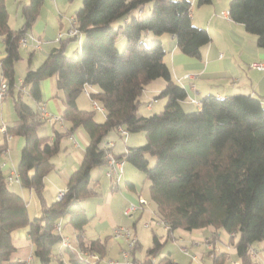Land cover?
<instances>
[{"label": "trees", "instance_id": "16d2710c", "mask_svg": "<svg viewBox=\"0 0 264 264\" xmlns=\"http://www.w3.org/2000/svg\"><path fill=\"white\" fill-rule=\"evenodd\" d=\"M42 2L19 1L23 22L14 29L8 24L6 1L0 0V38L5 52L0 65L15 112L6 132L24 138L18 181L33 189L40 204V214L30 219L24 199L7 186L0 168V264H21L12 259L11 232L23 226H28L38 263L50 264L52 249L62 240L54 224L64 217L75 230L79 248L94 251L99 260L106 255L109 235L88 241L83 238L89 216L81 201L99 194L92 170L105 166L108 154L143 171L157 215L167 225L163 240L152 232L141 264H180L167 256L154 261V256L174 229L208 226L227 232L239 264H257L248 252L255 242L264 246V95L207 94L198 109L185 111L181 107L187 93L173 80L163 60L165 49L159 36L174 35L182 53L200 57V48L210 41V35L192 22L190 1L82 0L74 16L81 36L79 50L73 55L66 53L69 42L80 36L60 37L45 58L36 67H27L18 81L19 40L29 33ZM228 16L243 23L264 48V0H230ZM147 32L154 36L151 44L144 39ZM119 35L126 39L121 51L115 45ZM52 75L62 91L61 118L68 127L53 130L50 137L38 134V129L44 120L39 109L40 83ZM155 78L165 81L156 96L166 101L160 111L144 114L140 112V95ZM87 85L98 89L90 92V97L103 108V121L95 119L94 109L76 104L77 95ZM78 127L84 128L89 138L83 157L61 198L48 203L44 176L53 168L51 157L60 150L62 138ZM119 128L126 134L144 132L145 142L120 153L111 152L112 146L105 145L104 139L112 130L120 133ZM4 148L0 145V154ZM138 246L137 241L132 255ZM64 253L68 264H89L67 247ZM226 258L225 252L212 254L211 264H223ZM98 261L94 264H100ZM63 262L57 256V264Z\"/></svg>", "mask_w": 264, "mask_h": 264}, {"label": "crops", "instance_id": "0c3cea01", "mask_svg": "<svg viewBox=\"0 0 264 264\" xmlns=\"http://www.w3.org/2000/svg\"><path fill=\"white\" fill-rule=\"evenodd\" d=\"M19 1L22 2V0ZM203 8L196 7L195 9L190 6L192 22L197 26L205 28L210 35V41L200 48L201 55L199 58L182 53L177 47L174 35L163 33L159 36L165 49L163 60L168 65L173 80L183 86L187 93L186 97L180 101L181 107L185 111L196 110L199 108L200 99L207 94L217 96L236 93L251 94L254 96L264 95V69H257L250 66L252 62H263L264 64V48L257 45L255 35L246 31L243 23L236 22L228 16V6L221 9L219 14L214 13V7L213 10L209 11ZM47 22V8L41 7L37 19L29 31V34L39 39L40 47H35L32 40H28L27 45L23 46L26 48L27 54L25 64L23 65L24 67H19L18 69L17 62L15 64L18 80L23 78L27 67H36L45 58L49 50L57 44V35L61 31L58 29L56 34L48 33L49 27ZM9 26L13 28L10 24ZM145 37L146 41H150L154 36L151 32H147ZM4 55L3 43L0 38V59ZM29 55L30 59L28 58ZM20 60L22 59L20 58ZM1 75L2 70L0 65V78ZM164 84V79L155 78L145 85L142 92L146 94L147 99L153 98L154 101L156 99L161 100L162 98H158L156 95L163 88ZM84 89L88 93L83 90L77 95V106L82 109H95L90 92L98 91L97 87L87 85ZM40 90V103L43 104L45 112L51 117H58V119L52 118L49 120L48 118H43V124L39 127L38 134L51 137L53 130L57 129L62 131L68 127V123L61 118L63 110L62 91L57 87V81L54 75L41 81ZM82 93L87 95L91 102L90 105L85 104L84 99L81 97ZM162 103L164 106L165 102L162 101ZM153 107L154 104L152 101L148 100L145 105V110L152 111L154 109ZM98 111L103 112L104 117V110ZM14 118L15 112L11 95L6 94L3 98H0V145H5L4 150L0 154V168L6 176H15L17 174L20 151L24 143V138L21 135L6 132V127L12 124ZM102 119H98L97 121H102ZM115 132L120 138L122 137L118 131ZM142 138H145V136L143 135L142 137L139 133L137 135L128 133L124 136L123 151L128 146L139 144ZM88 141V135L82 127L76 128L69 135L62 138L60 150L51 157L53 168L44 176V196L48 203L56 200L58 192L65 189L70 174L77 168L83 157L84 149ZM104 144L115 147L116 140L113 137H106ZM111 152H114L113 148ZM120 164L122 176L125 168L128 167H125L124 161H120ZM102 167H96L92 170V180L96 181L97 186L103 190H106L103 186H105L107 181L108 183L106 184L109 185L110 190L118 189L120 187V180L116 182L112 177L106 175L107 165ZM7 186L22 196L26 203V210L30 219L40 214V204L32 188L22 186L19 181H13L11 184H7ZM126 186L131 190H135L134 184L129 185L127 182ZM110 192L106 193L104 200L100 196L97 197V201L99 202L96 204L97 211L95 212V214H100L99 219H101V222L104 220V215L107 217L106 221L110 229L109 234H106V236L109 235L107 241L112 239V229L118 223L114 220L111 212L113 198ZM127 194L129 201L136 200L137 197L134 198L129 193ZM129 201H125L123 208ZM145 210L144 206L141 211L136 213L141 216ZM150 211L153 213L151 219L154 224L156 226H162L161 232L153 229L152 226L151 230L163 240L166 234V227L159 222L160 218L154 213V210L150 209ZM62 221L67 223V217L59 221L62 238H67L72 245L78 247L73 227H71L73 237L68 232L62 234ZM87 224L83 230V238L85 241L102 238L99 232H96V226L94 227L95 230L88 234ZM11 238L15 246L12 259L21 262V264H39L37 258L33 255V247L28 235V226L18 227L12 230ZM117 241L122 242L120 240ZM138 243V248L134 251L133 255L131 251L130 256V258L132 256L134 257L135 264H141L144 255V253L143 255L138 254V249L142 245L140 239H138ZM168 243H171L172 247H169ZM181 247H185L186 251L182 250ZM64 248L61 246V243L56 244L52 249V255L56 258V261L58 256L64 261L63 264H68ZM121 249L122 245L116 251L115 260L112 259L115 261L114 263H110V259L103 262L105 256L98 262H103V264H124ZM161 250L163 252H159L154 256V261L159 260L162 256H167L180 264H211L212 254L225 252L227 258L223 264H239L234 243L229 240L227 232L225 230H216L211 226L192 230L182 228L174 229ZM110 251L114 253V249L110 248L107 249L106 254L108 255ZM248 254L257 264H264L263 242H255L249 249Z\"/></svg>", "mask_w": 264, "mask_h": 264}, {"label": "rangeland", "instance_id": "374dc122", "mask_svg": "<svg viewBox=\"0 0 264 264\" xmlns=\"http://www.w3.org/2000/svg\"><path fill=\"white\" fill-rule=\"evenodd\" d=\"M191 2V7L195 8L196 7H204L203 9H206V11L213 10L214 7V13H220L221 9L225 8L228 6V3L230 0H211L208 3H202L199 4L198 0H189ZM22 2H27V0H22ZM18 0H6V8L9 14V24L15 29L18 28L22 22L23 18L21 16L20 12V7L18 6ZM82 5V0H43L41 7H46L47 8V16H48V33H54L56 34L58 32V29H60L61 32H65L68 30L70 27V19L75 16V11ZM150 5V2L146 3V6ZM145 6V7H146ZM212 7V8H211ZM205 11V10H202ZM146 15L147 13H143ZM206 22V21H205ZM60 24V25H59ZM66 37V36H64ZM144 39L146 41V37L144 36ZM80 42H81V36L79 38H76L72 41L69 42L68 47L66 49V53L68 55H73L75 54L76 50H79L80 47ZM148 44L150 41L147 40ZM126 44V39L123 35H119L117 40H116V47L121 51L123 50L124 46ZM19 52H20V58L22 60L17 61V68L19 67H24L23 65L25 64L26 60V48L23 46H19ZM15 74L17 75V69L15 65ZM258 96V95H257ZM84 99L85 104L90 105V100L88 99L87 95L85 93H82L81 96ZM141 100L143 101L142 107L140 108V111L145 113V114H150L152 112H158L163 108V102L166 101L165 98L162 97L161 100L154 101L153 98L147 99L146 94L144 92L141 93L140 95ZM148 100H151L152 103L154 104V109L152 111H146L145 110V105L148 102ZM94 113V117L96 120L102 119L104 120L103 117V112H100L96 109ZM144 135V132H134L132 134L137 135V134ZM131 134V133H129ZM106 137H113L116 140V146L113 147V151L120 153L123 152V146H124V137H119L115 131H110ZM146 138H142L139 144H143L145 142ZM136 144V145H139ZM133 145V146H136ZM122 150V151H120ZM152 163V159H150V164ZM125 171L122 174L120 178V187L118 189L110 190L109 185L106 184L108 181L105 183V189L103 190L101 187L97 186V190L99 191V194L89 196L81 201V205L85 209L86 213L89 216V222L86 226L88 229L87 233H91L96 229V232H99L101 237H105L106 234H109L110 229L108 227V223L106 221L107 217L104 215V220L101 222L99 219V213L95 214L97 211L96 209V204L99 202L97 201V197H101L103 200L106 198V193L110 192L112 194V203H111V212L114 217V220L118 222L116 225H122L129 227L131 230L135 232L137 235L138 239H140L142 245L138 249V254L143 255L144 249L147 248V246L150 244L151 241V226L153 229H156L158 232H161L162 226H156L151 219V215L153 216V213L151 210H154V213L157 215L156 208L154 202L151 200L149 196V188H148V181L143 173V171L137 169L134 167L132 164H130L127 161H124ZM103 168V167H102ZM107 180V179H106ZM132 183L135 186V190H131L126 186V183ZM134 196L136 198L138 194H140L142 197L145 198L146 200V205H145V211L143 214L140 216L138 213L127 216L124 215L122 212V208L124 206L125 201H129L128 199V194ZM149 222V226H145V222ZM62 234H66L67 232L72 236L73 232L71 230V225L68 226L69 224L66 223L65 221H62ZM96 228L94 229V227ZM112 233V232H111ZM73 237V236H72ZM107 249L113 248L114 253L110 251L108 255H105V259L103 262H106L108 259H114L115 260V254L117 249L119 250L120 245H122V248L125 247V244L123 242H118L116 239L112 237L111 240L107 241ZM169 247L171 246V243H168ZM163 252V250L160 251V253ZM66 258L67 254L65 255ZM103 262H100L103 264ZM50 264H57L56 258L53 257L52 261Z\"/></svg>", "mask_w": 264, "mask_h": 264}, {"label": "built area", "instance_id": "2783aa9c", "mask_svg": "<svg viewBox=\"0 0 264 264\" xmlns=\"http://www.w3.org/2000/svg\"><path fill=\"white\" fill-rule=\"evenodd\" d=\"M76 25H77L76 18L72 17L70 19V27L65 32H59L57 35V40L60 37H64V36H80V32L77 29ZM28 40H32L35 44V47H40L39 39L34 38L29 33L20 38L19 45L26 46L28 43ZM250 66L257 68V69H264L263 62H252L250 64ZM18 81H21V80L19 79ZM7 87H8L7 81L5 80L3 75H1V78H0V98H3L6 95ZM83 90L86 93H88L87 90H85V89H83ZM92 103H93L95 109L103 110V108L100 107L95 101L92 100ZM39 109H40V115L42 116V118H44V119L48 118L49 120L52 118L58 119V117H55V116L51 117L49 114H47L44 110V106L42 103H39ZM119 132L124 136L127 135L126 132L124 130H122L121 128H119ZM106 165L108 167L107 171H106V175L109 177H112L114 179V181H116V182L119 181L121 178L120 161L116 160L112 155L108 154ZM13 181H18L17 174H15V176H13V175L6 176V183L7 184H11ZM62 194H63V191H59L57 194V199L61 198ZM145 205H146L145 198L142 197L140 194H138L136 200L135 201H129L125 205V207L123 208L122 212L124 215L130 216V215H133L134 213H136L138 211H141ZM159 222H161L167 228L166 223L162 219H159ZM144 225L149 226L150 223L146 221L144 223ZM54 227L56 228V230L60 231V229H61L60 222L57 221L54 224ZM111 235L114 239L120 240L125 244V247H123L121 249V256L124 260V264H135L134 259L130 258L131 251H132L135 243L138 241V237L135 234V232L133 230H131L129 227L122 226V225H115L112 229ZM60 243H61V246L65 247V248L67 247L70 250L74 251L79 258L87 261L89 264H94L99 260V256L97 253H95L94 251H90L88 249H81V248L75 247L74 245H72L68 241L67 238H62ZM181 248H182V250L186 251L185 247H181ZM109 262L114 263L115 261L110 259Z\"/></svg>", "mask_w": 264, "mask_h": 264}]
</instances>
